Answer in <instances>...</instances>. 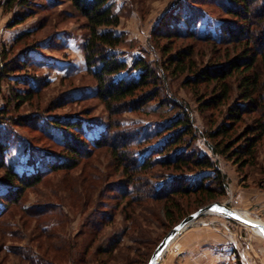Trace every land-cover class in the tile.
Masks as SVG:
<instances>
[{
  "label": "rangeland",
  "instance_id": "rangeland-1",
  "mask_svg": "<svg viewBox=\"0 0 264 264\" xmlns=\"http://www.w3.org/2000/svg\"><path fill=\"white\" fill-rule=\"evenodd\" d=\"M5 1L0 0V23L4 20L1 26L12 35L7 37L9 41L0 43V141L5 146V159L17 172H31L42 162L54 160V156H64L58 143L63 128H55L54 120L79 122L88 140L107 137V130L112 135L136 138L141 145L130 150L141 155L144 149L161 141L156 138L153 143H146L144 135L154 133L177 113L178 109L163 105L165 98L171 95L187 108L200 133L194 148L210 155L223 176L225 192L216 201L264 223V143L258 148L255 165L240 170L233 161L211 154L201 134L210 130V122L216 121V126L221 124L224 115L199 110L195 92L184 87L188 74L167 76L166 92L159 100L134 112L121 111L111 116L97 98V84L87 72L83 48L88 31L85 20L70 1L27 0L26 5H16L10 12L4 10ZM191 1L194 0H110L120 19L119 25L112 28L123 38L116 50L120 58L130 64L139 57L159 67L179 50L192 49L198 68L217 61L219 52L226 46L187 39L176 32L188 31L185 18L177 15V6L182 2L190 5ZM203 9L207 14L201 15L192 27L199 35L215 36L220 19L235 20L223 16L215 6ZM29 14L23 23L10 25L13 19ZM170 15L177 21H171ZM161 23L177 29L166 28ZM158 31L170 35L164 38ZM27 33L30 35L15 42ZM123 76L124 72L116 77ZM204 93L208 94L206 90ZM29 94L32 98L27 102L17 98V95L28 97ZM109 150L105 147L94 151L76 170L51 174L44 183L26 193L23 209H34L36 214L28 217L17 211L5 217L8 228L4 235L0 225V264H39V260L52 263L58 262L60 257L62 264H147L145 260L148 262L162 238L182 219L168 227L161 205L151 202L150 211L136 209L135 222L126 220L119 211L113 225L92 236L95 242L90 244L87 256L77 257L74 251L67 257L61 248V241L72 242L85 222L88 224L85 219L92 205L84 204L87 197L90 195L93 203L99 194V184L119 177V173L114 172ZM1 177L0 173V192L3 193ZM188 207L184 204V210ZM200 207L187 211L184 217ZM117 235L122 237L120 247L107 255L95 254L97 245ZM91 238L79 237V240L87 242ZM158 264H264V238L250 227L205 213L171 242Z\"/></svg>",
  "mask_w": 264,
  "mask_h": 264
},
{
  "label": "trees",
  "instance_id": "trees-1",
  "mask_svg": "<svg viewBox=\"0 0 264 264\" xmlns=\"http://www.w3.org/2000/svg\"><path fill=\"white\" fill-rule=\"evenodd\" d=\"M26 1L6 0L4 10L10 12L16 5H26ZM69 1L85 20L88 31L83 48L86 69L97 84V98L111 116L121 111L134 112L151 101L159 100L166 92L167 76L188 74L184 87L195 92L199 110L203 113L213 110L224 115L221 124L216 126V121H212L210 130L201 134L209 152L233 161L239 170L255 165L258 148L264 143V0H194L190 5L182 2L177 6V15L185 18L188 29L187 32L176 31L179 36L226 46L219 52L217 61L199 68L193 60L192 49L179 50L176 56L168 57L166 63L159 67L139 57L127 63L116 52L123 38L112 29L119 25L120 19L110 0ZM212 6L219 9L223 16L235 20L220 19L215 36L199 35L192 27L199 22L201 15L207 14L203 8ZM185 14L186 17L183 16ZM29 17L30 14L17 17L10 25H19ZM170 19L177 21L173 16ZM161 24L166 28H175ZM158 32L164 38L170 35ZM29 35L23 34L15 42ZM123 72L125 76L116 77ZM17 98L24 103L32 96L17 95ZM163 105L178 109L177 113L154 133L144 135L146 143L151 144L156 138L161 141L152 148L144 149L141 155L130 150L135 145H141L136 138L112 135L107 130V137L88 140L79 122L54 120L52 124L55 128H63L58 143L64 156H54V160L42 162L31 172L19 173L5 159V146L0 141V173L5 188L3 193L0 192V225L4 229L1 233L5 235L8 228L5 217L13 213L20 211L28 217L35 216L34 209H23L22 206L29 190L44 183L51 174L76 170L83 159H89L94 151L105 147L110 148L114 172L119 173V177L107 184H99V194L93 203L90 195L87 197L84 204L92 205L85 219L88 224L85 222L72 242L60 240L66 253L64 256L68 257L74 251L77 257L87 256L90 244L95 242L92 236L113 225L119 211L126 220L135 222L134 213L138 207L150 211V202L160 204L169 227L183 219L187 211L223 196V176L212 157L194 148L200 133L189 111L171 95L165 98ZM79 197L82 198L81 195ZM184 204L189 206L187 210H184ZM79 237L92 238L84 242ZM121 239L117 235L107 243H100L95 248V254L112 253L120 247ZM39 261V264H62L61 257L58 262ZM145 261L147 263V259ZM81 262H84L83 259Z\"/></svg>",
  "mask_w": 264,
  "mask_h": 264
},
{
  "label": "water",
  "instance_id": "water-1",
  "mask_svg": "<svg viewBox=\"0 0 264 264\" xmlns=\"http://www.w3.org/2000/svg\"><path fill=\"white\" fill-rule=\"evenodd\" d=\"M205 213H214L222 216L226 219L233 220L239 224L250 227L252 229H257L264 238V223L253 221L241 213L235 211L233 208L229 207L226 203L220 201L211 202L205 206L200 207L195 212L184 217L179 223L173 226L166 235L162 238L159 244L156 246L152 252L147 264H158L164 252L171 244V242L183 231L192 224L197 218Z\"/></svg>",
  "mask_w": 264,
  "mask_h": 264
},
{
  "label": "crops",
  "instance_id": "crops-1",
  "mask_svg": "<svg viewBox=\"0 0 264 264\" xmlns=\"http://www.w3.org/2000/svg\"><path fill=\"white\" fill-rule=\"evenodd\" d=\"M0 11H1V8H0ZM3 21L0 23V43H2V41L3 42L4 41L5 42L9 41L7 37L10 36V35H12V33L10 32V30H8V29L4 28L3 26H1V25H3Z\"/></svg>",
  "mask_w": 264,
  "mask_h": 264
},
{
  "label": "bare ground",
  "instance_id": "bare-ground-1",
  "mask_svg": "<svg viewBox=\"0 0 264 264\" xmlns=\"http://www.w3.org/2000/svg\"><path fill=\"white\" fill-rule=\"evenodd\" d=\"M243 216L249 218V219H252L253 221H257L258 219H253L251 218L247 213H241ZM259 222V221H258ZM261 222V221H260ZM254 232H257L258 234H260V232L257 230V229H253Z\"/></svg>",
  "mask_w": 264,
  "mask_h": 264
}]
</instances>
